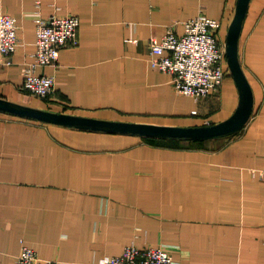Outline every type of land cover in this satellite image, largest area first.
<instances>
[{"label":"crops","instance_id":"1","mask_svg":"<svg viewBox=\"0 0 264 264\" xmlns=\"http://www.w3.org/2000/svg\"><path fill=\"white\" fill-rule=\"evenodd\" d=\"M237 0H0L20 42L0 97L52 111L171 125L231 116L239 90L230 72L196 100L150 64V38L200 14L226 36ZM76 14L80 44L38 66L56 90L24 88L34 60L36 16ZM131 39H137L133 41ZM239 57L254 94L249 121L233 135L159 139L79 129L0 112V264L23 243L58 264H101L105 255L164 243L179 264H264V0H251ZM164 140V141H163ZM168 140H177L168 143Z\"/></svg>","mask_w":264,"mask_h":264},{"label":"built area","instance_id":"2","mask_svg":"<svg viewBox=\"0 0 264 264\" xmlns=\"http://www.w3.org/2000/svg\"><path fill=\"white\" fill-rule=\"evenodd\" d=\"M184 30L177 33L169 25L161 38H150V64L173 76L175 89L198 100L218 90L227 77L226 42L220 36L221 21L204 14L183 22ZM36 51L34 60L24 68V88L28 92L47 97L56 90L54 75L37 73L38 66L58 63L61 49L80 44V18L76 14H52L48 18L36 16ZM137 41V39H131ZM20 37L15 16L0 12V53L11 63ZM170 248L161 243L140 247L127 245L120 254L105 255L101 264H179ZM16 264H58L41 259L38 252L23 243Z\"/></svg>","mask_w":264,"mask_h":264},{"label":"water","instance_id":"3","mask_svg":"<svg viewBox=\"0 0 264 264\" xmlns=\"http://www.w3.org/2000/svg\"><path fill=\"white\" fill-rule=\"evenodd\" d=\"M251 0H237L235 15L226 36V56L230 72L239 90V103L228 118L202 125H171L99 118L52 111L0 97V112L79 129L139 135L146 138L206 140L233 135L246 125L254 108V94L239 57L243 23Z\"/></svg>","mask_w":264,"mask_h":264},{"label":"trees","instance_id":"4","mask_svg":"<svg viewBox=\"0 0 264 264\" xmlns=\"http://www.w3.org/2000/svg\"><path fill=\"white\" fill-rule=\"evenodd\" d=\"M230 70V69H229ZM149 139H152V138H149ZM164 141V140H163ZM166 142H168V143H176L177 142V140H168V141H166Z\"/></svg>","mask_w":264,"mask_h":264},{"label":"rangeland","instance_id":"5","mask_svg":"<svg viewBox=\"0 0 264 264\" xmlns=\"http://www.w3.org/2000/svg\"><path fill=\"white\" fill-rule=\"evenodd\" d=\"M228 64V63H227ZM227 75H230V70H229V66H228V71H227Z\"/></svg>","mask_w":264,"mask_h":264}]
</instances>
